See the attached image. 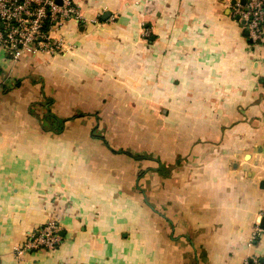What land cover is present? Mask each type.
Masks as SVG:
<instances>
[{
	"label": "crops",
	"instance_id": "crops-1",
	"mask_svg": "<svg viewBox=\"0 0 264 264\" xmlns=\"http://www.w3.org/2000/svg\"><path fill=\"white\" fill-rule=\"evenodd\" d=\"M238 1L74 0L73 51L0 49V264H264V36ZM49 221L58 248L18 259Z\"/></svg>",
	"mask_w": 264,
	"mask_h": 264
},
{
	"label": "built area",
	"instance_id": "built-area-1",
	"mask_svg": "<svg viewBox=\"0 0 264 264\" xmlns=\"http://www.w3.org/2000/svg\"><path fill=\"white\" fill-rule=\"evenodd\" d=\"M233 10L247 31L252 48L262 46L264 0L238 1ZM69 21H75L78 25L89 22L74 0H0V49L14 60H19L25 53L50 56L68 54L75 46L57 35ZM260 234H264V229L256 225L250 243H254ZM62 238L59 225L49 221L16 246L15 256L21 259L31 252L55 250ZM244 264L260 262L254 257H247Z\"/></svg>",
	"mask_w": 264,
	"mask_h": 264
},
{
	"label": "trees",
	"instance_id": "trees-1",
	"mask_svg": "<svg viewBox=\"0 0 264 264\" xmlns=\"http://www.w3.org/2000/svg\"><path fill=\"white\" fill-rule=\"evenodd\" d=\"M5 90H7V88H5ZM43 121H44V124H46V125H47V122L52 123V121L59 123V120H57V117L55 115L52 116V114L45 115L43 118ZM46 128H47V126H46ZM60 130H62V129H60Z\"/></svg>",
	"mask_w": 264,
	"mask_h": 264
},
{
	"label": "water",
	"instance_id": "water-1",
	"mask_svg": "<svg viewBox=\"0 0 264 264\" xmlns=\"http://www.w3.org/2000/svg\"><path fill=\"white\" fill-rule=\"evenodd\" d=\"M237 0H234V3L236 2ZM246 0H242V3H245ZM262 227L264 228V219L262 220Z\"/></svg>",
	"mask_w": 264,
	"mask_h": 264
}]
</instances>
